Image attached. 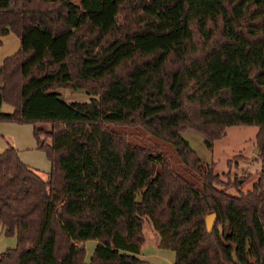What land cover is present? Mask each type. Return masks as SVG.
<instances>
[{
    "label": "trees",
    "instance_id": "1",
    "mask_svg": "<svg viewBox=\"0 0 264 264\" xmlns=\"http://www.w3.org/2000/svg\"><path fill=\"white\" fill-rule=\"evenodd\" d=\"M8 32L19 47L0 63V122L48 123L32 135L49 169L0 152V222L15 236L0 264H149L144 227L172 264H264V0H0ZM239 124L257 127L260 173L232 195L181 132L210 149Z\"/></svg>",
    "mask_w": 264,
    "mask_h": 264
},
{
    "label": "rangeland",
    "instance_id": "2",
    "mask_svg": "<svg viewBox=\"0 0 264 264\" xmlns=\"http://www.w3.org/2000/svg\"><path fill=\"white\" fill-rule=\"evenodd\" d=\"M59 90L65 91V96L67 97H62ZM56 92L59 93L60 98L64 102H79L88 99L77 96L79 93L78 90L57 88ZM80 94L87 95L84 92ZM23 127L26 129L27 153L32 156H37L38 161H43L44 164V167L38 164L37 168L32 169L41 177H45L49 163L41 151L31 147L34 144L31 131L33 127L39 128L43 132L48 131L49 124L46 122H36L33 125L24 124ZM256 130L257 127L255 125H229L225 127L223 134L219 138L212 141L210 149L204 146L202 137L197 132L184 130L181 132V136L202 162L212 163L213 172L219 176L222 182L228 183L227 192L235 195L238 192H244L250 189L253 181H255L260 173V157L254 140ZM23 136L24 134H22ZM38 136L40 139L44 134L39 133ZM46 141L49 142L48 138ZM4 142L9 143L7 136L4 137ZM233 181L235 183L237 182L236 188L230 186V183ZM89 241L94 242L93 240ZM149 264H153V262L151 261ZM161 264L167 263L162 262Z\"/></svg>",
    "mask_w": 264,
    "mask_h": 264
},
{
    "label": "crops",
    "instance_id": "3",
    "mask_svg": "<svg viewBox=\"0 0 264 264\" xmlns=\"http://www.w3.org/2000/svg\"><path fill=\"white\" fill-rule=\"evenodd\" d=\"M18 47H19V40L15 36V34H13L12 32H8L2 35L0 37V63L5 57L16 52ZM59 92L61 93L62 97L66 95L65 91L63 90H59ZM81 92L82 91H79L77 96L86 97V98L89 97L87 95L80 94ZM0 109L9 111L11 107L3 103L1 104ZM23 126L24 124H16L12 122H0V152L7 145H11L16 150L18 158L30 168H37L38 164L41 167H44L43 161H38L37 156H34V155L32 156L31 154L27 153L26 129H24ZM22 134H24L23 136L24 138L22 137ZM5 136L8 137V141H9L8 144L4 142ZM31 147L35 148V141ZM48 169H49V166H48ZM144 228H143L144 242L140 246L138 257L144 261H147L148 263L152 261L153 264H161L162 262H165L167 264H172L173 258H174L173 251L169 249L167 250L165 248L157 247L155 244V235L152 232V230L149 229L148 227H144ZM89 240L90 239L82 242V246L84 250V255H83L84 262H88V259L96 243L95 240H93L94 242H90ZM14 244H15V236L14 235H11V236L4 235L3 225L0 222V252L6 248L13 247Z\"/></svg>",
    "mask_w": 264,
    "mask_h": 264
},
{
    "label": "water",
    "instance_id": "4",
    "mask_svg": "<svg viewBox=\"0 0 264 264\" xmlns=\"http://www.w3.org/2000/svg\"><path fill=\"white\" fill-rule=\"evenodd\" d=\"M214 214L213 213H209L205 216V224H206V227H209L214 219ZM82 246V244H81ZM83 247V246H82Z\"/></svg>",
    "mask_w": 264,
    "mask_h": 264
}]
</instances>
